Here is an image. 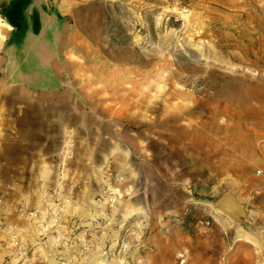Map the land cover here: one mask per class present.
<instances>
[{"label":"rangeland","instance_id":"rangeland-1","mask_svg":"<svg viewBox=\"0 0 264 264\" xmlns=\"http://www.w3.org/2000/svg\"><path fill=\"white\" fill-rule=\"evenodd\" d=\"M43 3L49 24L60 25V55L52 66L71 89L73 114L87 93L102 99L107 111H119L121 125L149 133L152 172L139 171L137 180L158 184L160 166L167 165L192 177L177 192L184 201L178 211L135 219V234L125 230L132 219L113 234L105 231L108 264H143L144 257L157 264L169 257V251L160 257L153 244L148 249L147 232L146 244L137 245L145 222L157 244L222 242L219 252L230 264H264V0ZM6 40L0 41V75ZM228 193L244 207L239 222L217 210ZM132 237L135 247H123Z\"/></svg>","mask_w":264,"mask_h":264},{"label":"crops","instance_id":"crops-1","mask_svg":"<svg viewBox=\"0 0 264 264\" xmlns=\"http://www.w3.org/2000/svg\"><path fill=\"white\" fill-rule=\"evenodd\" d=\"M33 6L26 9L21 20L5 21L12 31L3 29L8 40L0 75V181L9 198L29 200L35 206L43 194L41 187L48 193L62 185L79 200L78 209L69 216L80 217L87 225L90 219H102L108 226L101 225L111 234L117 227L129 224L130 219L125 230L135 234L138 226L135 219L178 211L184 201L176 195L182 182L192 178L190 174L185 178L178 166L169 170L167 165L160 166L158 184L137 180L142 176L139 171L144 170V175L152 172L149 133L121 125L119 111H107L102 99L87 97V93L80 100L78 113L73 114L75 101L70 96L71 89L52 66L60 55L59 22L50 25L47 14H39L37 18ZM163 147L167 148V143ZM181 160L178 156L177 163ZM105 174L110 177L105 178ZM136 180L141 183L140 188ZM103 193L114 194L115 202L109 206L111 215L106 213L107 205H102L106 197ZM169 195L176 202L174 205H169ZM125 204L127 209H122ZM105 231H100L101 240L105 239ZM146 232L148 249L153 244L164 254L169 251V257L160 258L157 264H230L232 261L219 252L225 250L222 242L157 244L151 240V227L146 222L138 227L137 233H143L144 237L137 245L146 244ZM128 243L134 248L135 237L124 244ZM116 245L115 241L112 249ZM163 253L159 256H164ZM142 260L143 264L150 263L145 257Z\"/></svg>","mask_w":264,"mask_h":264},{"label":"built area","instance_id":"built-area-1","mask_svg":"<svg viewBox=\"0 0 264 264\" xmlns=\"http://www.w3.org/2000/svg\"><path fill=\"white\" fill-rule=\"evenodd\" d=\"M41 190L34 206L29 200L10 199L0 181V264H108L113 260L107 240L100 239V231L105 230L99 218L87 225L84 219L69 216L78 209L79 200L62 185L48 193L45 187ZM106 197L103 204L112 206L114 194Z\"/></svg>","mask_w":264,"mask_h":264},{"label":"trees","instance_id":"trees-1","mask_svg":"<svg viewBox=\"0 0 264 264\" xmlns=\"http://www.w3.org/2000/svg\"><path fill=\"white\" fill-rule=\"evenodd\" d=\"M33 4L34 6L32 12L36 16L39 14L49 15V13L47 12V8L43 3V0H10L8 2H2L0 4V17L3 18L7 23L13 22L11 21L12 18H16V21H19L23 17V14L25 13L26 9Z\"/></svg>","mask_w":264,"mask_h":264},{"label":"water","instance_id":"water-1","mask_svg":"<svg viewBox=\"0 0 264 264\" xmlns=\"http://www.w3.org/2000/svg\"><path fill=\"white\" fill-rule=\"evenodd\" d=\"M217 210L227 215L234 221H241L245 216L243 205L239 202L237 197L228 193L217 205Z\"/></svg>","mask_w":264,"mask_h":264},{"label":"clouds","instance_id":"clouds-1","mask_svg":"<svg viewBox=\"0 0 264 264\" xmlns=\"http://www.w3.org/2000/svg\"><path fill=\"white\" fill-rule=\"evenodd\" d=\"M0 25H2L3 27H6L9 31H12V27L11 25H8L6 22H4L2 19H0ZM6 37L0 36V41L5 40Z\"/></svg>","mask_w":264,"mask_h":264}]
</instances>
